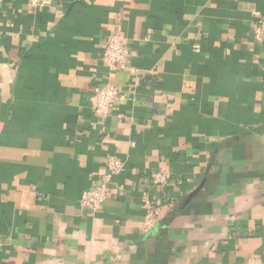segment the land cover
Wrapping results in <instances>:
<instances>
[{"label":"crops","instance_id":"1","mask_svg":"<svg viewBox=\"0 0 264 264\" xmlns=\"http://www.w3.org/2000/svg\"><path fill=\"white\" fill-rule=\"evenodd\" d=\"M258 23L264 0H0V264H264ZM114 35L124 69L103 59ZM109 157L123 169L83 209Z\"/></svg>","mask_w":264,"mask_h":264},{"label":"built area","instance_id":"2","mask_svg":"<svg viewBox=\"0 0 264 264\" xmlns=\"http://www.w3.org/2000/svg\"><path fill=\"white\" fill-rule=\"evenodd\" d=\"M28 4L33 7H46L51 0H27ZM254 36L259 41H264V26L260 23L254 25ZM129 50L121 42L120 37L114 35L106 40V46L103 51V59L111 68L126 67ZM117 98V88L111 84H104L93 89L89 102L94 111L102 116H106ZM106 171L100 174L94 186L91 189L82 191L79 197V205L83 209L96 211L101 204L107 199L111 184L123 169V163L115 158L109 157L106 161ZM170 182V174L166 171L159 170L152 175L150 183L160 187L166 186ZM146 214L141 225L142 231H150L159 221L161 211L154 206L148 197H144Z\"/></svg>","mask_w":264,"mask_h":264},{"label":"water","instance_id":"3","mask_svg":"<svg viewBox=\"0 0 264 264\" xmlns=\"http://www.w3.org/2000/svg\"><path fill=\"white\" fill-rule=\"evenodd\" d=\"M201 187H202V183L187 196L184 203L187 204L197 194V192L200 190Z\"/></svg>","mask_w":264,"mask_h":264}]
</instances>
